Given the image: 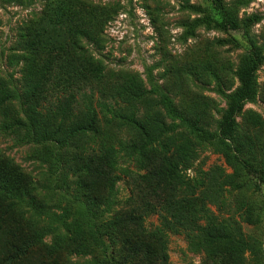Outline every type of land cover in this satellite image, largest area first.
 Wrapping results in <instances>:
<instances>
[{
    "label": "trees",
    "instance_id": "obj_1",
    "mask_svg": "<svg viewBox=\"0 0 264 264\" xmlns=\"http://www.w3.org/2000/svg\"><path fill=\"white\" fill-rule=\"evenodd\" d=\"M0 1L23 8L42 3L17 25L9 48V63H18L19 77H0V133L18 145L52 144L42 155L50 162L43 175L58 188L42 181L44 198L36 201L33 186H20L13 166L0 161V210L19 209L27 229L16 239L20 221L9 217L3 229L11 238L0 240L2 264L21 261L33 247L87 258L83 264H153L157 256L164 261L170 234L182 235L191 251L222 255L224 264H248L247 254L254 264H264V242L261 259L237 220L216 216L208 207L228 206L225 194L242 188L240 174L251 181L257 172L255 145L236 121L244 104L255 99L256 72L264 64L246 22L239 27L250 37V50L234 71L236 88L220 91L225 107L215 119L210 114L215 102L207 97L177 107L165 94L147 89L137 73L107 69L101 52L114 8L89 0ZM209 3L217 17L197 20L226 30L230 15L220 0ZM243 114L246 125L263 124L256 113ZM123 130L132 138L112 141V132ZM214 138L233 172L215 166L200 171L199 180L190 179L186 172L202 144ZM126 160L144 173L121 169L119 162ZM122 177L135 184L137 195L119 201L112 192ZM95 182L102 186L99 196L90 193ZM70 191L74 197L68 199ZM151 216L157 223L148 228ZM4 220L0 215V226Z\"/></svg>",
    "mask_w": 264,
    "mask_h": 264
},
{
    "label": "rangeland",
    "instance_id": "obj_2",
    "mask_svg": "<svg viewBox=\"0 0 264 264\" xmlns=\"http://www.w3.org/2000/svg\"><path fill=\"white\" fill-rule=\"evenodd\" d=\"M95 4L105 5L116 10L106 23L104 49L101 59L112 70H126L137 73L144 80L147 89H156L169 97L177 106H183L192 100L207 97L215 102V109L210 114L218 119L224 109L225 99L220 93H229L237 86L234 71L242 56L249 52V35L262 48L264 55V0H220V4L231 17L224 31L206 27L198 21L206 14L217 17L209 0H89ZM42 3L36 1L31 7L23 8L6 5L0 1V77H19L18 63L10 64L8 58L16 33V27L31 12L40 11ZM234 18V19H233ZM249 25V35L240 30V23ZM246 111L256 113L263 124L258 127L246 125L243 114ZM240 132L245 134L255 147L256 159L253 169L257 172L250 181L240 174L242 188L226 193L228 206L220 209L208 204L214 215L232 217L239 222L244 235L250 238L262 259L264 242V64L256 72V96L253 102L245 103L243 111L236 117ZM215 127V125H213ZM217 132L214 133V135ZM112 141L132 138L126 131H113ZM217 138L203 143L194 167L187 171L190 179L199 180L200 171L207 172L215 166L225 173H232L223 156L216 151ZM53 149L52 144L18 145L11 137L0 133V161L13 166V177L20 186H33L36 201L44 197L41 187L48 182L43 173L50 162L42 161V155ZM121 169L136 170L129 161L119 162ZM3 166V168L5 167ZM156 168V163L150 170ZM11 170V169H10ZM44 176V177H43ZM40 181V182H39ZM39 182V184H37ZM58 191L55 184L49 185ZM38 187V188H37ZM40 188V190H39ZM73 189V188H72ZM135 184L122 177L114 186L112 195L119 201L127 199L131 193L136 196ZM102 186L95 182L90 193L99 196ZM88 192V189H87ZM67 193V192H66ZM68 199L74 197L70 191ZM19 209L3 208L0 215L4 217L0 228V240L11 238L6 231L9 217L20 221V230H16V239L22 238L27 231L24 220L17 216ZM7 223V224H6ZM157 217L151 216L145 224L148 228L156 225ZM26 229V230H25ZM28 235V232H27ZM49 242V237L46 238ZM166 257L162 262L158 256L153 264H224V257L217 255L207 257L203 253L191 251L182 235L170 234L167 238ZM0 247V264L2 258ZM17 263L11 264H83L88 259L75 256L54 255L41 247H33ZM154 257H151V261ZM150 262V261H149ZM246 263L254 264L246 256ZM8 264V263H5Z\"/></svg>",
    "mask_w": 264,
    "mask_h": 264
}]
</instances>
